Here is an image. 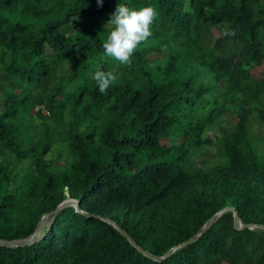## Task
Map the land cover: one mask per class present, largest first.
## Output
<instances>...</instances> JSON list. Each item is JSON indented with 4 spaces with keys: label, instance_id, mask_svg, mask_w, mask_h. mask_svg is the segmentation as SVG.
<instances>
[{
    "label": "trees",
    "instance_id": "16d2710c",
    "mask_svg": "<svg viewBox=\"0 0 264 264\" xmlns=\"http://www.w3.org/2000/svg\"><path fill=\"white\" fill-rule=\"evenodd\" d=\"M151 6L130 66L105 56L117 5ZM235 35H224V30ZM114 70L106 93L93 79ZM43 109L46 113H43ZM264 0H0V264H264ZM209 129L219 130L212 136ZM258 136V138H256ZM213 147L211 157L194 156Z\"/></svg>",
    "mask_w": 264,
    "mask_h": 264
},
{
    "label": "clouds",
    "instance_id": "9594fccd",
    "mask_svg": "<svg viewBox=\"0 0 264 264\" xmlns=\"http://www.w3.org/2000/svg\"><path fill=\"white\" fill-rule=\"evenodd\" d=\"M104 0H97V5L102 7ZM157 18L156 10L151 6L139 9H130L119 4L107 25L111 31L103 43L105 56L119 62V65L130 66L132 56L137 48L152 36V25ZM224 35H235L234 31L224 30ZM120 73L114 70H97L93 79L96 81L99 91L107 90L119 80Z\"/></svg>",
    "mask_w": 264,
    "mask_h": 264
},
{
    "label": "water",
    "instance_id": "95a60500",
    "mask_svg": "<svg viewBox=\"0 0 264 264\" xmlns=\"http://www.w3.org/2000/svg\"><path fill=\"white\" fill-rule=\"evenodd\" d=\"M79 200L75 199V198H71V197H67L65 199H63L60 203H58V205L55 207L54 210H50L46 213H44L40 219L38 220L34 230L28 234L25 237L22 238H15V239H3L0 238V245H5L7 247H15V246H23L29 243H32L36 237L39 235L43 225H44V221L45 218L51 214L54 213L56 211H58L60 208H62L65 205H73L75 207V209L77 211H81L87 215H93V213H87L86 211L80 209L79 207ZM225 210H231L232 214H233V225L236 228H250L253 229L255 227H261L264 229V225L260 224V223H253V222H247V223H243L239 217V215L237 214V211L235 209L234 206L231 205H225L224 207L216 210L206 221L205 223L202 225V227L192 236H190L189 238L181 241L180 243L176 244V245H172L171 247H169L162 255H155L152 254L151 252L147 251L146 249H144L143 247L139 246L138 244H136L134 242V240L131 238V236L126 232L125 229L121 228L117 223H115L113 220H110L108 218H106L108 221H110L118 230H120V232L122 233L123 236H125L127 238V240L134 245L140 252H142L144 255L152 258V259H161V258H165L168 255L171 254V252L173 250H175L176 248L183 246L185 244H188L190 242H193L202 232H204L208 227H210L213 222L215 221V219L218 217V215H220V213H222Z\"/></svg>",
    "mask_w": 264,
    "mask_h": 264
},
{
    "label": "rangeland",
    "instance_id": "374dc122",
    "mask_svg": "<svg viewBox=\"0 0 264 264\" xmlns=\"http://www.w3.org/2000/svg\"><path fill=\"white\" fill-rule=\"evenodd\" d=\"M250 128L252 132L254 133L263 134L264 133V122L258 123V120L256 118H253V120L250 123ZM216 133L218 134L220 133V131L209 129L207 132V135L212 136ZM256 138H258V136H256ZM212 151H213L212 146H210L209 148L201 147L199 149V152L194 156V158L197 161L208 159L211 157ZM47 221H48V217L45 218L44 223H46Z\"/></svg>",
    "mask_w": 264,
    "mask_h": 264
},
{
    "label": "built area",
    "instance_id": "2783aa9c",
    "mask_svg": "<svg viewBox=\"0 0 264 264\" xmlns=\"http://www.w3.org/2000/svg\"><path fill=\"white\" fill-rule=\"evenodd\" d=\"M43 113H46V110L45 109H43Z\"/></svg>",
    "mask_w": 264,
    "mask_h": 264
}]
</instances>
